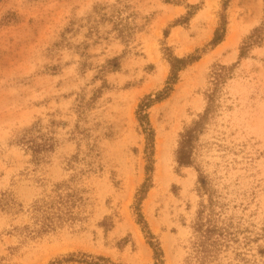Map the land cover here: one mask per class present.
I'll use <instances>...</instances> for the list:
<instances>
[{"label":"rangeland","instance_id":"rangeland-1","mask_svg":"<svg viewBox=\"0 0 264 264\" xmlns=\"http://www.w3.org/2000/svg\"><path fill=\"white\" fill-rule=\"evenodd\" d=\"M203 206L206 264H264V0H0V264H198Z\"/></svg>","mask_w":264,"mask_h":264},{"label":"trees","instance_id":"trees-1","mask_svg":"<svg viewBox=\"0 0 264 264\" xmlns=\"http://www.w3.org/2000/svg\"><path fill=\"white\" fill-rule=\"evenodd\" d=\"M223 29L224 28L217 30L215 38L212 43L214 46L218 45L223 40L222 36H220L221 31ZM193 61L194 58H188V59L175 58L171 60L172 69H171V75L168 79V84L175 83L178 79V74L182 70V68L188 63H191ZM170 90L171 87H168L164 92L159 94L158 98L162 99L163 98L162 96L167 94ZM153 103L154 100L149 98L147 99V102H144L140 106L139 118L141 119V121H142L141 112L147 109ZM198 132H199L198 128L197 126H195L193 128L188 129L181 135L179 148L176 153V162L180 167H191L193 165L192 156L194 150V141L197 137ZM22 144L28 150H30L33 153V155L36 156H40L44 150L53 147V144L51 143L50 139L35 135L26 137L23 140ZM199 180L200 183L203 184L202 187L205 190H208L204 182L205 177L203 175H200ZM75 197L76 196L73 193L67 194L65 196L59 195L58 196L59 202L56 201L54 206H51L50 204L39 206L37 208L38 213H42V216L44 217L45 220H43V222L37 225L38 229L35 228L34 230L31 231L32 234H39V233L41 234L43 232L55 228L56 224L63 222L66 216L68 220H73L71 211H67L68 209H65L63 202L65 201L69 202L73 206L72 202L75 201L76 199ZM56 204H58L60 207L57 206ZM205 210L206 207L203 206V211L199 212L198 220L193 227L195 233L197 234V240L195 243H193V248L195 252V258L197 259L198 264H206L208 260L213 258L215 254L219 251V247H221L222 243L227 240V235L224 228L219 227L212 220H207L206 218H204ZM150 245L156 251V246L153 243H151Z\"/></svg>","mask_w":264,"mask_h":264}]
</instances>
